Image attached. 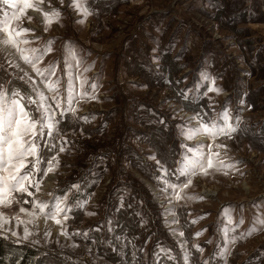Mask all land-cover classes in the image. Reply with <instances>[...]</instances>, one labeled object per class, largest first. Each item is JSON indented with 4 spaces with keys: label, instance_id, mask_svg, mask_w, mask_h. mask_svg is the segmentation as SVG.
Returning <instances> with one entry per match:
<instances>
[{
    "label": "rangeland",
    "instance_id": "1",
    "mask_svg": "<svg viewBox=\"0 0 264 264\" xmlns=\"http://www.w3.org/2000/svg\"><path fill=\"white\" fill-rule=\"evenodd\" d=\"M82 2L91 12L86 18L69 7L70 0H45L40 7L58 10V20L48 26L35 10L22 20L34 30L27 35L34 43L24 47L43 48L53 41V50L38 66L57 65L50 79H61L62 96L66 46L80 62L77 67L71 61L72 79L76 91L87 90L88 95L74 100L75 115L61 117L63 108L57 110L69 143L59 155L58 169L38 176L40 191L32 188L34 197H28L51 202L53 195L78 184L69 203L82 207L68 213L66 228L80 235L61 236L59 226L41 217L31 238L39 243L0 239L4 264H129L133 253L136 264H154L153 253L160 249L176 257L162 264H185V250L190 253L187 264H264V226L243 235L254 217H264V0ZM14 59L23 69L16 70L19 75L27 72L52 95L30 67ZM76 77L87 81L84 89ZM13 83L27 89L19 80ZM224 112L237 129L231 138L221 135L213 143L202 133L192 140L181 135V129L197 128L200 117L223 125ZM208 144L220 154L219 170L195 176L183 199L169 203L171 190L162 191L165 185L157 177L163 173L156 160L175 168L185 151L181 145L203 146L207 152ZM221 144L226 147H216ZM164 178L180 183L175 176ZM16 230L23 234L22 227ZM46 230L51 231L47 238Z\"/></svg>",
    "mask_w": 264,
    "mask_h": 264
},
{
    "label": "snow or ice",
    "instance_id": "2",
    "mask_svg": "<svg viewBox=\"0 0 264 264\" xmlns=\"http://www.w3.org/2000/svg\"><path fill=\"white\" fill-rule=\"evenodd\" d=\"M63 2L64 0H60L61 4ZM44 3L45 0H0V239L8 240L15 237V243L25 241L39 243L38 240L31 238L37 235L34 229L38 227L37 221L41 217L46 223L51 221L59 226V235L61 236L70 238L71 235H80L79 232L69 233L66 228V222L70 219L68 213L73 211L74 206L82 207L78 202L75 205L69 203L71 198L69 193L72 189L78 192L80 187L78 184L72 185L71 189L66 190L63 195H53L51 202L28 199V197H34V193L30 189L35 188L37 192L40 191L42 180L37 177H46L58 169L59 155L66 151V145L69 143L65 139L66 134L60 127L61 121L57 119V110L63 108L60 111L61 117L68 112L75 115L76 109L72 106L74 100L77 96L82 99L88 95L87 90L76 91V84L73 83L71 61H76L77 67L80 62L71 46H66L67 57L64 60L66 66L64 74L67 80L63 96L60 93L61 79L59 77L55 81L50 79V77L56 76L57 65L50 63L44 68L38 66L44 56L53 50V41H48L43 48L24 47L34 43L33 40L27 38L28 33L34 30L26 28L22 24L28 10L41 12L48 26L59 19L60 12L58 10L45 12L40 7ZM69 7L83 13L85 18L91 15L82 0H70ZM27 18L32 19L31 17ZM78 22L83 24L84 20L81 19ZM44 30L47 31L48 28L46 27ZM16 57L24 65L30 67L36 77L40 78L43 88L47 89V92L52 94L51 96L46 95L45 91L37 86L36 80L27 72H24V75L17 73L16 70L23 71V69L21 64L14 59ZM9 69L13 71L9 72ZM88 70L84 69V71ZM13 79L23 82L27 89L22 90L17 87L13 83ZM76 79L79 80L80 89H84L87 81L80 77H76ZM89 87L94 89L96 85L92 84ZM212 90L214 89H209V91ZM181 94L185 99H188L186 93ZM88 98L95 99L94 96ZM65 104L67 107H63ZM197 117H199V113ZM197 117H193V119H197ZM222 118L224 124L220 125L215 122H205L200 117L197 128H189L187 131L181 129V135L186 140H192L196 135L202 133L211 138L213 143L221 135L231 138V134L237 129L227 123L229 119L227 112L223 113ZM84 119L87 120V117ZM181 147L185 151L175 162V168H167L159 160H156L155 156L150 157V159L156 160L159 170L163 173V177H157V180H162L165 185L162 191L168 193L171 190L169 203L173 200L179 202L183 199L182 193L192 185L195 176H207L210 169L219 170L216 161L220 154L212 151V144L207 145V152L204 151L203 146L192 148L181 145ZM216 147L224 148L226 145L221 144ZM45 151L50 155L45 156ZM219 163L223 165V161H219ZM228 167L234 166L228 165ZM169 175L175 176L180 183H173L164 178ZM188 199H203V197L189 196ZM24 205H30V207L26 208ZM88 215H94V213H88ZM172 215L175 213L172 212ZM224 215L228 224H231L233 221L230 210L225 209ZM243 223L241 218L239 224ZM29 225H32L33 228H29ZM256 225L264 226V217H254L252 228L243 235H252L258 230ZM21 227L22 235L16 230ZM99 230V228L96 229V231ZM109 231L112 229L109 228ZM227 231L225 230V235H227ZM231 231H235V229H231ZM201 234L197 233L196 235ZM43 235L47 238L51 236V231L46 230ZM84 235L87 236V233ZM179 235L183 236L184 233L180 232ZM117 239L119 238L117 237ZM229 242L232 243L235 240ZM75 246L73 245V247ZM193 247L197 251H203L199 245H193ZM161 252L164 253L163 258ZM169 253L170 250L164 249L154 252V264H162L163 259L174 261L176 257ZM189 256L190 253L185 250L182 256L185 264H187ZM133 258L129 264H136L135 253H133ZM204 264H208V262L205 261Z\"/></svg>",
    "mask_w": 264,
    "mask_h": 264
},
{
    "label": "trees",
    "instance_id": "3",
    "mask_svg": "<svg viewBox=\"0 0 264 264\" xmlns=\"http://www.w3.org/2000/svg\"><path fill=\"white\" fill-rule=\"evenodd\" d=\"M4 249H3V246L0 245V264H4Z\"/></svg>",
    "mask_w": 264,
    "mask_h": 264
}]
</instances>
